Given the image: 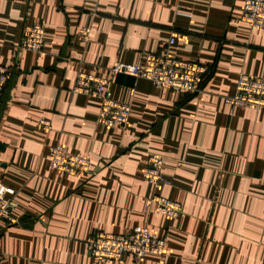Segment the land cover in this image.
Wrapping results in <instances>:
<instances>
[{"label":"crops","instance_id":"obj_1","mask_svg":"<svg viewBox=\"0 0 264 264\" xmlns=\"http://www.w3.org/2000/svg\"><path fill=\"white\" fill-rule=\"evenodd\" d=\"M245 0H0V182L17 190L0 222V264H264V108L232 106L241 73L264 76V29L242 20ZM44 22L41 51L19 48L26 24ZM91 27L88 41L78 35ZM174 40L171 42V40ZM169 53L211 68L199 94L117 76L131 105L124 127L99 123L101 100L73 91L77 72L108 77L116 61ZM52 121L49 132L38 120ZM57 143L90 157L76 177L51 166ZM164 155L163 195L177 217L147 211L143 169ZM165 238V255L106 263L88 238L141 224Z\"/></svg>","mask_w":264,"mask_h":264},{"label":"built area","instance_id":"obj_2","mask_svg":"<svg viewBox=\"0 0 264 264\" xmlns=\"http://www.w3.org/2000/svg\"><path fill=\"white\" fill-rule=\"evenodd\" d=\"M241 18L251 29H264V0H245ZM81 40L88 41L91 27L78 29ZM174 40L172 39L171 42ZM45 44V24L35 22L26 24L23 30L19 48L41 51ZM108 77L94 72L79 70L77 72L73 91L92 95L101 100L98 117L99 123L109 127H124L130 118L131 105L116 99L112 91V83L119 75L135 78H145L158 88H168L184 94H199L203 84L211 74L208 65L182 59L169 53L147 52L141 63L116 61L110 67ZM11 74V67L0 64V94L3 92ZM226 101L232 106H245L254 109L264 108V76H254L241 73L234 94L226 96ZM52 121L48 117L38 120V128L49 132ZM51 166L53 169L82 178L91 173L90 157L83 153L70 152L64 145L57 143L50 148ZM164 155L152 152L143 169V175L154 188L152 196L147 201L146 210L177 217L182 212L180 202L173 200L159 189L168 179L163 174ZM17 190L0 182V222H12V210L17 206ZM166 240L155 234L149 224L133 227L125 233H113L105 230L95 231L88 238V248L94 257L106 263L120 261L125 254H130L135 260L148 253L165 255Z\"/></svg>","mask_w":264,"mask_h":264},{"label":"water","instance_id":"obj_3","mask_svg":"<svg viewBox=\"0 0 264 264\" xmlns=\"http://www.w3.org/2000/svg\"><path fill=\"white\" fill-rule=\"evenodd\" d=\"M3 149V145L0 144V150Z\"/></svg>","mask_w":264,"mask_h":264}]
</instances>
